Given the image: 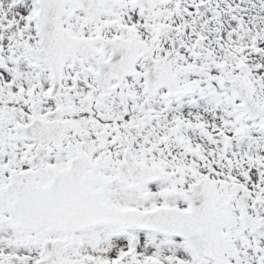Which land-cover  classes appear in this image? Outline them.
Masks as SVG:
<instances>
[{
	"label": "snow or ice",
	"instance_id": "6c2138e0",
	"mask_svg": "<svg viewBox=\"0 0 264 264\" xmlns=\"http://www.w3.org/2000/svg\"><path fill=\"white\" fill-rule=\"evenodd\" d=\"M0 264H264V0H0Z\"/></svg>",
	"mask_w": 264,
	"mask_h": 264
}]
</instances>
